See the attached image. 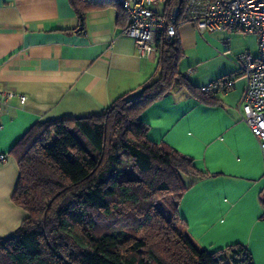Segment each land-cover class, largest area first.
<instances>
[{"label": "crops", "instance_id": "crops-1", "mask_svg": "<svg viewBox=\"0 0 264 264\" xmlns=\"http://www.w3.org/2000/svg\"><path fill=\"white\" fill-rule=\"evenodd\" d=\"M126 24L115 0L82 22L69 0H0V89L13 94L0 108V240L27 217L12 202L19 171L11 154L26 132L37 123L100 114L157 76V54L140 56L134 41L121 36ZM254 36L241 41L233 30L199 34L181 24L178 72L199 91L222 77H232L233 87L206 102L175 85L139 119L151 142L207 174L187 180L192 185L177 205L191 240L209 253L241 245L253 264H264V162L238 111L245 89L238 58L257 57Z\"/></svg>", "mask_w": 264, "mask_h": 264}, {"label": "trees", "instance_id": "trees-1", "mask_svg": "<svg viewBox=\"0 0 264 264\" xmlns=\"http://www.w3.org/2000/svg\"><path fill=\"white\" fill-rule=\"evenodd\" d=\"M111 1L69 3L82 22ZM183 3L167 0L165 7ZM156 54L158 74L137 95L118 98L100 114L37 123L13 147L19 178L12 202L27 217L0 240V264H253L241 245L199 248L178 217V202L192 185L187 180L207 174L151 142L139 116L175 85L201 101L209 94L178 72L177 38L158 37Z\"/></svg>", "mask_w": 264, "mask_h": 264}, {"label": "built area", "instance_id": "built-area-1", "mask_svg": "<svg viewBox=\"0 0 264 264\" xmlns=\"http://www.w3.org/2000/svg\"><path fill=\"white\" fill-rule=\"evenodd\" d=\"M128 18L121 36L134 41L140 56L156 53V40H175L181 24L190 23L199 34L233 30L256 34L258 55L239 56L237 74L245 80V89L238 107L241 120L257 140L264 162V0H184L165 7L167 0H116ZM161 6L157 13L154 8ZM232 77H222L202 87L203 94L227 91L233 87ZM13 96L0 89V108ZM25 96L20 97L24 104ZM1 160L5 157L1 156ZM261 219L264 220V212Z\"/></svg>", "mask_w": 264, "mask_h": 264}, {"label": "rangeland", "instance_id": "rangeland-1", "mask_svg": "<svg viewBox=\"0 0 264 264\" xmlns=\"http://www.w3.org/2000/svg\"><path fill=\"white\" fill-rule=\"evenodd\" d=\"M160 8H157V10L159 11ZM237 33L239 34L241 41H244V40L253 41L255 38L254 33L253 34H247V33H242V32H237Z\"/></svg>", "mask_w": 264, "mask_h": 264}]
</instances>
